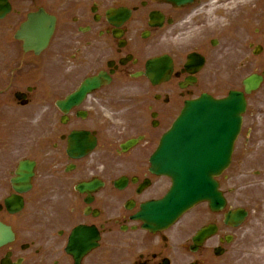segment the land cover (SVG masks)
Segmentation results:
<instances>
[{
	"label": "flooded vegetation",
	"instance_id": "1",
	"mask_svg": "<svg viewBox=\"0 0 264 264\" xmlns=\"http://www.w3.org/2000/svg\"><path fill=\"white\" fill-rule=\"evenodd\" d=\"M33 13L47 16L38 52L22 38ZM263 72L264 0H0V221L14 233L0 245V264H264V79L245 96L219 176L225 208L157 233L135 218L171 186L151 172L150 157L186 102L241 91L245 77ZM99 74L100 88L59 107ZM75 131L97 137L93 153H68ZM24 159L36 163L31 190L15 183ZM95 180L96 191H78ZM16 196L24 203L15 210ZM234 208L248 212L237 227L225 217ZM83 224L100 240L79 258L69 238ZM211 224L217 235L193 243Z\"/></svg>",
	"mask_w": 264,
	"mask_h": 264
},
{
	"label": "water",
	"instance_id": "2",
	"mask_svg": "<svg viewBox=\"0 0 264 264\" xmlns=\"http://www.w3.org/2000/svg\"><path fill=\"white\" fill-rule=\"evenodd\" d=\"M213 107L210 105L209 107H205V112H213ZM203 112V111H202ZM195 119L190 120L189 117L182 118L181 125H179L178 128H180V140L177 143V149L175 152V156H173V159L176 161L177 165V181L176 185L171 191L170 195L166 198L164 202H161L159 204V207H154L155 214H146V218L148 221L152 219L153 222H156L158 224L166 225V223L173 220L174 217H176L178 214H180L182 211L187 210L191 206H193L196 202L200 200V197L203 198V193L209 191V195H212V197H209L212 204L214 206L219 205V194L215 192V187L213 182L207 175L204 173V168L207 166V164L203 165L199 164V160H203V156L200 157V154L198 152H203V148H198L197 146H189L191 143L190 140V130H192V127H188V123L191 121H196L199 119L200 116L195 115ZM212 117V116H211ZM190 129V130H189ZM230 131H228L229 133ZM175 137V135H171V139L168 140V149H170V144L172 146V139ZM221 138H226V133H223ZM167 149V148H166ZM217 150V147L210 151V157L214 159L213 165L211 166L212 171L209 174H213L217 172L219 169L218 167H214L216 164L215 161V151ZM225 153L224 148L219 149V154L222 156V154ZM193 155L194 159L186 162H182L183 156H190ZM207 159H205L206 161ZM221 161V160H220ZM218 168V169H215ZM210 175V176H211ZM202 195V196H201ZM208 196V195H206ZM175 212L174 216L168 217L171 212ZM163 212V213H162ZM160 218V219H159ZM157 221H156V220ZM172 219V220H171ZM161 225V226H162ZM84 232V231H83ZM82 232V233H83ZM95 236V235H94Z\"/></svg>",
	"mask_w": 264,
	"mask_h": 264
}]
</instances>
